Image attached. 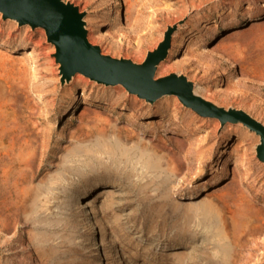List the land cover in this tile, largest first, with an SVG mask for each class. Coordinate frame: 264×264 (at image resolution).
Masks as SVG:
<instances>
[{
    "label": "rangeland",
    "instance_id": "obj_1",
    "mask_svg": "<svg viewBox=\"0 0 264 264\" xmlns=\"http://www.w3.org/2000/svg\"><path fill=\"white\" fill-rule=\"evenodd\" d=\"M65 1L86 13L92 44L136 63L184 20L157 77L184 74L202 97L264 124V85L210 52L219 38L264 18V0ZM0 39L18 48L0 46V80L10 86L24 76L29 96L20 116L12 101L0 107V264H231L236 247L216 224L220 216L228 226V188H244L264 213L258 135L203 118L175 96L150 104L81 74L61 86L41 28L0 16ZM88 110L101 119L88 122ZM178 139L188 167L170 183L165 155L178 151ZM28 149L31 165L23 163ZM253 239L237 264H264V236Z\"/></svg>",
    "mask_w": 264,
    "mask_h": 264
},
{
    "label": "water",
    "instance_id": "obj_2",
    "mask_svg": "<svg viewBox=\"0 0 264 264\" xmlns=\"http://www.w3.org/2000/svg\"><path fill=\"white\" fill-rule=\"evenodd\" d=\"M0 16L3 21L15 22L18 27L28 26L32 30L41 28L45 31L48 43L55 48L53 56L58 65L61 86L81 74L105 86L120 85L130 95L150 104L165 96H175L184 107L203 118L218 119L222 126L227 123L240 124L258 135L260 142L256 147V156L264 164V124L244 110L226 109L202 97L196 92L194 82L184 74L171 73L157 77L159 64L169 54L172 35L184 20L169 26L158 47L148 52L142 63H136L131 59L104 54L98 45L92 44L86 29V13L72 2L0 0ZM259 28L264 29V18L248 22L245 27L233 31L235 33L229 32L225 38H219L210 47V52L241 73L240 62L246 55L256 50L264 52V40L252 49L245 48L241 41L242 37ZM237 184L240 185V180H237Z\"/></svg>",
    "mask_w": 264,
    "mask_h": 264
},
{
    "label": "bare ground",
    "instance_id": "obj_3",
    "mask_svg": "<svg viewBox=\"0 0 264 264\" xmlns=\"http://www.w3.org/2000/svg\"><path fill=\"white\" fill-rule=\"evenodd\" d=\"M134 8L135 6L131 7V4L130 7H128V14L131 16L133 15L132 10ZM233 31L236 32V30H232L231 32L235 33ZM263 40L264 29L260 28L255 32L241 38L243 45L248 49L258 46ZM0 46H5L8 50L18 51L17 47L12 46L2 39H0ZM161 67L164 66L162 65ZM240 67L242 79L264 84V52L262 50H256L254 52L252 51L251 54L246 55V57L241 60ZM250 67L254 69L253 74L249 71ZM0 68H5L4 60L1 57ZM15 76H13V78H16ZM23 77L18 76L19 82L17 84H11L10 86H8L6 82L0 80V107L11 101L14 102V105L17 106L15 109L16 116L21 115L19 108L20 104L24 101H28L29 98L28 92L25 90V88H27L26 80ZM86 98H88V96H86L85 93H82V100L86 101ZM103 105L104 107L112 108V105L108 103H104ZM124 108L125 106H121V109ZM101 115V113L93 110L83 112V118L90 123H96V121H99L101 119ZM176 143L178 145V151L168 150L165 155V162L167 163L168 167L170 183L177 181L182 176V174H184L188 167L186 159L183 156V153L186 151L187 147L186 141L183 139H178ZM160 149H162V151L166 150L165 146H160ZM33 154V150L31 151L28 149L23 155V163L26 165H31L34 160ZM147 163L149 164L150 162L147 161ZM221 202L227 208L226 216L228 218V226L225 227L226 223L224 222V218L219 216L216 227L218 229L219 235L223 237L228 235L232 241L231 245L236 247L237 250L234 249L235 256L232 259L231 264H237V261L242 255V252L239 251V249L247 246L250 242H254L255 239L249 241L250 238L264 235V213L261 208L257 207L253 203L251 196L246 193L243 188L240 189L238 187L234 191L231 188H228V190L223 193V200Z\"/></svg>",
    "mask_w": 264,
    "mask_h": 264
}]
</instances>
